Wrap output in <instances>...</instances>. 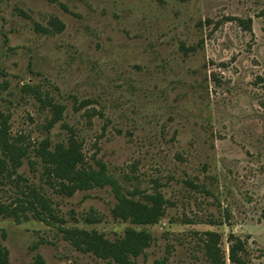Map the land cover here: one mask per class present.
Returning a JSON list of instances; mask_svg holds the SVG:
<instances>
[{
	"label": "rangeland",
	"instance_id": "374dc122",
	"mask_svg": "<svg viewBox=\"0 0 264 264\" xmlns=\"http://www.w3.org/2000/svg\"><path fill=\"white\" fill-rule=\"evenodd\" d=\"M4 127L25 155L16 173L0 171V200L34 202L36 188L54 211L48 221L32 210L0 217L9 264L38 254L45 264H117L64 228L108 240L148 230L154 240L132 264H211L206 240L232 264L234 233L247 263L264 264V0H0ZM60 143L139 198L161 192L159 222L115 218L110 186L65 196L43 184L39 152Z\"/></svg>",
	"mask_w": 264,
	"mask_h": 264
},
{
	"label": "trees",
	"instance_id": "16d2710c",
	"mask_svg": "<svg viewBox=\"0 0 264 264\" xmlns=\"http://www.w3.org/2000/svg\"><path fill=\"white\" fill-rule=\"evenodd\" d=\"M57 2V0H47ZM250 22L248 23V26ZM45 29V28H43ZM184 48V44H183ZM193 50L187 47L186 51ZM29 86H25L28 90ZM55 115V120L63 116V106L48 99ZM1 155L0 171L6 174L16 173L19 166L22 165L23 151H19L16 146L8 140L5 127L0 134ZM40 156V179L43 184L53 188L59 194L72 196L78 190H87L94 187L110 186L116 197V203L112 208V215L122 220L145 226L156 224L164 215L168 200L161 192H150L143 198L137 197V191H125L117 177L110 173L103 164L99 168L85 166L82 162V154L72 144L56 145L53 149L42 147ZM18 174L17 176H19ZM31 197H30V196ZM27 196L34 199V202H13L8 203L0 200V217H13L16 221H21L28 216V211L43 221L53 218L54 211L51 204L43 197L42 193L35 188L27 192ZM37 201V203L35 202ZM27 203V204H24ZM87 222H93L94 217H87ZM65 237L73 245L82 250H93L102 257H109L117 264H132L131 256H138L148 248L154 236L148 230L127 229L121 238L108 240L95 230H86L80 228H64ZM210 236L218 235L215 232H206ZM219 236V235H218ZM229 259L232 264H248L246 260V241L234 233H230ZM213 240H206L204 243L205 253L210 259L211 264H225V252ZM9 252L0 244V264H9ZM29 264H45L41 255H37L34 262Z\"/></svg>",
	"mask_w": 264,
	"mask_h": 264
}]
</instances>
